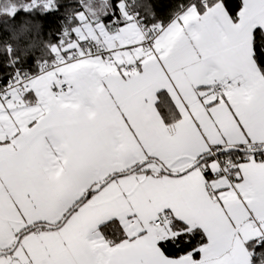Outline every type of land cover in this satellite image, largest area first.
<instances>
[{
	"label": "snow or ice",
	"instance_id": "1",
	"mask_svg": "<svg viewBox=\"0 0 264 264\" xmlns=\"http://www.w3.org/2000/svg\"><path fill=\"white\" fill-rule=\"evenodd\" d=\"M117 7L0 87V264H258L264 0Z\"/></svg>",
	"mask_w": 264,
	"mask_h": 264
},
{
	"label": "trees",
	"instance_id": "2",
	"mask_svg": "<svg viewBox=\"0 0 264 264\" xmlns=\"http://www.w3.org/2000/svg\"><path fill=\"white\" fill-rule=\"evenodd\" d=\"M91 1L53 0L52 6L45 9L43 4L48 0H35V4L32 0H0V85L4 86L16 70L25 75L38 74L41 62L52 59L45 45L55 44L66 31L79 26L77 13L84 11L85 4L91 10ZM94 2L100 11L96 15L90 12V19L97 18L111 28L123 23L117 7L121 0H109L105 13L100 8L102 0ZM180 3L181 0H132V7L146 28H151L168 23ZM256 251L264 253L261 248ZM258 264H264V256L258 258Z\"/></svg>",
	"mask_w": 264,
	"mask_h": 264
},
{
	"label": "built area",
	"instance_id": "3",
	"mask_svg": "<svg viewBox=\"0 0 264 264\" xmlns=\"http://www.w3.org/2000/svg\"><path fill=\"white\" fill-rule=\"evenodd\" d=\"M124 3L127 6V10L129 12V15H131L135 19V21L141 26V28H146L145 23L139 18L138 11L134 10L133 7H132V0H124ZM17 73H19L22 76H32V75H25L20 70H16L15 73H14V75L11 77V79L9 81H11L12 79H14ZM0 87H3V86L0 85Z\"/></svg>",
	"mask_w": 264,
	"mask_h": 264
},
{
	"label": "rangeland",
	"instance_id": "4",
	"mask_svg": "<svg viewBox=\"0 0 264 264\" xmlns=\"http://www.w3.org/2000/svg\"><path fill=\"white\" fill-rule=\"evenodd\" d=\"M101 6H102V2H101ZM89 7L91 8V10H92L91 12L93 13V15H96L97 14L96 12L100 11L99 8H98V5L94 2V0H92L89 3ZM100 8H102V7H100Z\"/></svg>",
	"mask_w": 264,
	"mask_h": 264
},
{
	"label": "crops",
	"instance_id": "5",
	"mask_svg": "<svg viewBox=\"0 0 264 264\" xmlns=\"http://www.w3.org/2000/svg\"><path fill=\"white\" fill-rule=\"evenodd\" d=\"M172 19H173V18H172ZM172 19H171V20H172ZM171 20H170V21H171ZM134 21H135V20H134ZM170 21H169V22H170ZM127 22H128V21L125 20V18H124L123 23H121L120 25H118V27H119V26H122V25H124V24H126ZM135 22H136V21H135ZM169 22H168V23H169ZM136 23H137V22H136ZM168 23H166L165 25H167ZM137 24H138V23H137ZM138 26H140V25L138 24ZM140 27H141V26H140ZM35 75H36V74H35ZM32 76H33V75H32Z\"/></svg>",
	"mask_w": 264,
	"mask_h": 264
}]
</instances>
